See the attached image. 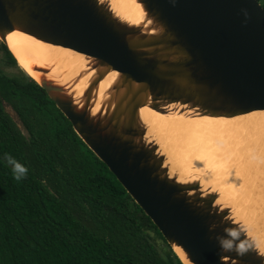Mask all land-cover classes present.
Returning <instances> with one entry per match:
<instances>
[{
	"label": "water",
	"instance_id": "1",
	"mask_svg": "<svg viewBox=\"0 0 264 264\" xmlns=\"http://www.w3.org/2000/svg\"><path fill=\"white\" fill-rule=\"evenodd\" d=\"M135 1L145 12L139 24L120 17L109 0H0V42L8 47L6 37L19 31L86 57L87 70L70 86L50 79V66H34L39 80L22 70L184 264L176 248L190 264H264L232 210L216 204L217 194L170 170L141 115L144 107L211 118L264 111V8L258 0ZM87 75L76 97L72 86Z\"/></svg>",
	"mask_w": 264,
	"mask_h": 264
},
{
	"label": "trees",
	"instance_id": "2",
	"mask_svg": "<svg viewBox=\"0 0 264 264\" xmlns=\"http://www.w3.org/2000/svg\"><path fill=\"white\" fill-rule=\"evenodd\" d=\"M0 52L18 69L0 68V264H184L1 42ZM9 157L27 170L19 180Z\"/></svg>",
	"mask_w": 264,
	"mask_h": 264
},
{
	"label": "bare ground",
	"instance_id": "3",
	"mask_svg": "<svg viewBox=\"0 0 264 264\" xmlns=\"http://www.w3.org/2000/svg\"><path fill=\"white\" fill-rule=\"evenodd\" d=\"M109 1L113 10L130 23L144 21L145 12L135 0ZM6 43L22 69L37 80L42 74L34 66H50L47 76L67 86L87 70L84 55L25 33H10ZM113 78L110 74L102 82L96 109ZM89 79L87 75L72 86L76 97L85 91ZM141 115L149 126L148 134L167 156L170 170L177 172L184 183L199 181L204 194L216 193V204L232 210L233 219L264 254V111L211 118L193 117L188 112L165 115L144 107ZM175 250L190 264L180 248Z\"/></svg>",
	"mask_w": 264,
	"mask_h": 264
},
{
	"label": "rangeland",
	"instance_id": "4",
	"mask_svg": "<svg viewBox=\"0 0 264 264\" xmlns=\"http://www.w3.org/2000/svg\"><path fill=\"white\" fill-rule=\"evenodd\" d=\"M19 67L22 69V67L19 65ZM0 68L1 70L6 73V74H9V75H12V74H15L18 72V69L16 68H11V67H8L7 65L3 64V62L1 61V52H0ZM6 106V110L7 112L14 118V120L17 121V125L22 128L21 124L19 123V121L17 120L16 118V115H15V112L11 109L10 106H8L7 104L5 105ZM201 147H204V146H201ZM209 150L211 149L210 147L208 148ZM209 150H207V152H209ZM219 158V157H218ZM224 158V157H223ZM232 213V212H231Z\"/></svg>",
	"mask_w": 264,
	"mask_h": 264
},
{
	"label": "clouds",
	"instance_id": "5",
	"mask_svg": "<svg viewBox=\"0 0 264 264\" xmlns=\"http://www.w3.org/2000/svg\"><path fill=\"white\" fill-rule=\"evenodd\" d=\"M8 163L10 165H12V171H13V174H14V179H21L23 174L26 173V168L19 162L15 161L14 159L12 158H8ZM232 235H235V233H232Z\"/></svg>",
	"mask_w": 264,
	"mask_h": 264
}]
</instances>
